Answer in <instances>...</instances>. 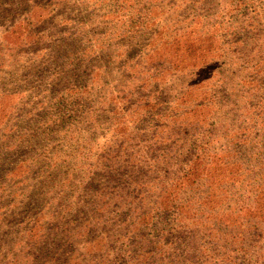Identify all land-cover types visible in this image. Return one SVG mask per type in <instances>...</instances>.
I'll return each mask as SVG.
<instances>
[{
  "label": "trees",
  "instance_id": "obj_1",
  "mask_svg": "<svg viewBox=\"0 0 264 264\" xmlns=\"http://www.w3.org/2000/svg\"><path fill=\"white\" fill-rule=\"evenodd\" d=\"M56 1L53 6L49 0H0V75L9 68L4 57L11 50L24 58L15 55V59H8L9 65H21L24 71L33 66L31 57L46 51L36 48L31 52L26 45L36 34L57 37L54 33L67 20L66 14L79 12L78 4L76 9L68 7L66 0ZM94 1L86 0L95 7ZM134 1L121 14L120 26H115L121 33L117 48H125L120 52L126 59L121 75L126 85L133 84L127 97L137 98L138 78L144 74L137 72L129 78L128 68L136 63L126 36L147 35L145 59L157 64V69L164 67L167 74H161L162 82L148 76L157 92L140 83L145 97L132 101L131 106L125 104L126 109L132 108L131 117L114 123L120 131L129 124L133 151L123 156L126 167L118 171L119 179H112L115 184L106 193L115 206L106 207L109 215L105 220L113 223L114 216L119 233V225L130 231L131 253L123 254L116 264H264V0H253L254 15L246 28H228L226 20H220L226 9L231 12L227 0L208 1V10L213 9L209 15H204L205 6H200L203 1L184 0L181 10L180 5L174 7L183 15L182 21H189L181 30H170L157 22L164 13L159 1L152 0L149 5V0ZM99 3L108 6L110 0ZM102 9L106 14L107 9ZM246 11L241 14H248ZM203 15L209 23L208 32ZM56 19L62 20L55 23ZM78 21L74 18L69 23L77 25ZM228 56L231 58L226 61ZM230 68L238 74H232ZM20 78L14 83L15 90L20 87ZM3 87L0 82V100L17 96L23 103L27 98L24 91L6 93ZM145 100L152 106L139 105ZM28 107H32L29 98L17 112L16 128L8 125L6 117L13 113V107L8 111L0 108V140H6L3 146L17 125L31 116L33 110ZM24 113L26 117H21ZM154 114H159L157 121L151 117ZM159 137L166 147H157ZM191 148L195 151L184 154ZM2 171L6 177L1 174L0 183L4 184L0 196L6 199L13 195L7 194L6 186H14L18 170ZM186 188L192 196L181 199L178 194ZM107 201L102 198L97 207ZM123 209L127 214L122 216ZM163 216L169 219L166 225L154 229L152 223ZM26 226L24 223L22 230ZM83 228L88 229L87 235L79 240L88 251L109 245L105 236L91 234L89 225ZM77 230L79 233L82 228ZM123 237L128 238L126 233Z\"/></svg>",
  "mask_w": 264,
  "mask_h": 264
},
{
  "label": "rangeland",
  "instance_id": "obj_2",
  "mask_svg": "<svg viewBox=\"0 0 264 264\" xmlns=\"http://www.w3.org/2000/svg\"><path fill=\"white\" fill-rule=\"evenodd\" d=\"M77 1L66 0L70 2L68 7L77 9L78 4L79 12L71 16L66 14L68 22L64 21L54 33L58 34L57 37L36 34L30 45H26L31 52L36 48L46 51L31 57L35 60L33 66H28L24 71L21 65H9L8 59H15V55L24 58L12 50L4 57L9 68L0 75L3 92L17 94L24 91L27 96L23 103L18 102L17 96L0 100V108L6 107L8 111L10 106L13 107V113L6 116L8 125L16 128L17 112L21 111V106H26L28 98L32 104L28 108L33 111L26 122L17 125L19 128L5 146L3 135V142L0 140V170H18L14 186H6L7 194L13 195L6 199L2 198V194L0 196V258H4L0 264H116L123 254L131 253L130 231H124L119 225L122 230L119 233L114 216L113 223L105 220L109 215L106 207L110 205L112 209L115 206V202L111 204L109 200L112 196L106 193H110L115 184L112 179H119L118 171L126 167L122 164L123 156L133 152L127 133L130 131L129 124L126 123L120 131L115 129L114 123L118 119L131 117L132 108L126 109L125 104L131 106L132 101L145 97L146 91L145 88L140 89L143 87L141 84L157 92L153 80L148 81L150 74L162 82L164 77L160 79L161 74L166 75L167 71L164 67L157 69V64L152 65V61L145 59L147 35L136 34V38L126 36L131 58L136 63L128 68L129 78L137 72L144 74L138 78L141 84L135 89L137 98L127 97L128 89L133 84L126 85L121 75L126 59L120 52L125 48H117L121 33L115 26H120L118 22L121 14L135 1L110 0L108 6V3L100 6L99 2L103 0H95L92 2L95 7L91 2L87 5L86 0ZM157 1L158 5L164 6V13L161 12L158 23L170 30H181L189 24V21H182L183 15L174 9L180 5L181 10L185 6L181 5L184 0ZM194 1H203L200 6H205L204 15H209L213 10H208L210 0H189V3ZM227 1L231 12L228 13L226 9L227 13L220 20H226L228 28H246L250 16L254 15L251 13L254 1ZM49 2L53 6L57 4L56 0ZM151 3L152 0H149L148 5ZM121 5L124 8H119ZM102 8L107 9L106 14ZM243 10H247L248 14L242 15ZM74 18L79 20L77 25L69 23ZM61 20L56 19L54 22L59 23ZM204 21L208 32V20ZM139 33L143 31L139 30ZM230 58L226 57V61ZM230 70L232 74H238L236 69ZM19 76L20 87L15 90L14 83L19 82ZM119 77L121 80L117 81ZM235 79L237 77L232 78ZM235 86L240 88V84ZM139 105L152 106L146 100ZM23 116L26 117L25 113ZM158 116L151 115L153 121H157ZM138 142L134 143L142 152ZM157 142V147H166V142L160 137ZM15 143L17 146H12ZM202 146L207 148L205 144ZM191 151L195 149L184 151V154L188 155ZM2 172L0 178L1 174L6 177L5 172ZM3 184L0 183V192ZM178 196L187 200L192 192L186 188ZM102 198L108 201L97 207ZM125 214L126 210L123 209L121 215ZM168 220L163 216L153 222L152 227L161 229ZM24 223L27 226L22 230ZM85 225L90 226L94 236H105L109 245L98 247V251H88L83 240H79L87 235L88 229L83 228ZM78 228H82L79 233ZM124 233L128 236L127 240L123 237Z\"/></svg>",
  "mask_w": 264,
  "mask_h": 264
}]
</instances>
